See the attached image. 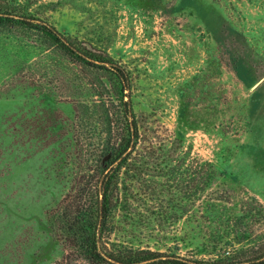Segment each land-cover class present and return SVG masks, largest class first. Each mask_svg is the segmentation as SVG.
<instances>
[{
	"label": "rangeland",
	"instance_id": "374dc122",
	"mask_svg": "<svg viewBox=\"0 0 264 264\" xmlns=\"http://www.w3.org/2000/svg\"><path fill=\"white\" fill-rule=\"evenodd\" d=\"M15 1L133 73L140 141L112 240L208 259L264 237V0ZM42 53L0 29V264L61 259L51 217L94 166Z\"/></svg>",
	"mask_w": 264,
	"mask_h": 264
},
{
	"label": "trees",
	"instance_id": "16d2710c",
	"mask_svg": "<svg viewBox=\"0 0 264 264\" xmlns=\"http://www.w3.org/2000/svg\"><path fill=\"white\" fill-rule=\"evenodd\" d=\"M0 29L18 32L38 46L54 75L66 73L73 116L89 134L83 161L94 166L73 180L51 217L64 247L55 264H264V237L252 245L214 246L219 252L208 259L112 240L116 213L129 211L126 183L135 171L140 141L132 71L105 50L59 32L15 0H0Z\"/></svg>",
	"mask_w": 264,
	"mask_h": 264
}]
</instances>
